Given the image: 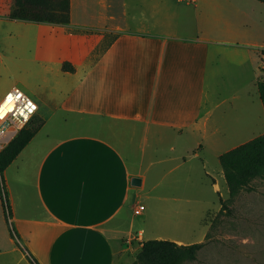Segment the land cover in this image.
Here are the masks:
<instances>
[{"label":"crops","instance_id":"obj_1","mask_svg":"<svg viewBox=\"0 0 264 264\" xmlns=\"http://www.w3.org/2000/svg\"><path fill=\"white\" fill-rule=\"evenodd\" d=\"M79 1L71 0L69 26L3 18L12 36L22 38L12 46L30 66L21 87L37 102L43 122L3 173L10 223L37 264H115L120 246L104 226L130 195H141L133 178L144 186L147 174H160L150 192L166 181L165 190H182L207 178L217 194L221 179L226 185L224 171L206 168L205 151L224 149L231 133L243 134V118L264 121L257 86L264 44L253 41L246 15L223 14L226 0L187 2L201 24L190 34L174 30L156 1L148 12L151 0L137 2V16L127 9L128 0L123 8L116 0L117 12L135 24L117 29L109 27L114 16L102 18L101 7L95 22L77 20ZM104 4L108 12L112 6ZM105 33L118 37L101 52ZM227 116L239 125L232 131ZM52 124L77 131L54 137ZM164 165L167 171H159ZM2 215L6 223L3 208ZM5 228L11 251L18 253ZM20 261L32 264L25 255Z\"/></svg>","mask_w":264,"mask_h":264},{"label":"rangeland","instance_id":"obj_2","mask_svg":"<svg viewBox=\"0 0 264 264\" xmlns=\"http://www.w3.org/2000/svg\"><path fill=\"white\" fill-rule=\"evenodd\" d=\"M107 1L112 6L108 12L104 4ZM140 1L148 0H128L127 4V9L137 16L140 13L137 2ZM154 1H156L157 10L161 16L165 17L167 13L170 14L174 30L190 34L201 25L196 20L198 17L194 6L189 5V2L188 4L186 1L178 3L177 0H151V4L146 5L144 10L147 12L153 10ZM79 2L75 8V14H77L75 18L79 21L94 20L95 22L99 19L101 7L102 18H107L108 15L115 17L109 19V27L114 29L119 26L135 27V24L129 21L131 19H126L117 12L120 9L117 10L116 0H80ZM121 3L122 0H120ZM11 5L12 0H0V18H7L6 15ZM222 12L232 18H239L238 14L241 13L250 18L252 23L250 35L253 41L264 44V5L262 3L258 0H226ZM9 24V21L0 20V102L14 86L22 89V80L30 73V66L25 63L26 55L20 51H13L12 46L20 43L22 38L12 36ZM253 51L255 53V49ZM259 64L262 70L261 79L264 81V63ZM257 65V56L254 54L251 65L253 76ZM250 75L248 72L247 78ZM223 88L228 89L225 86ZM228 109V105L222 108L225 112ZM226 121L230 124L231 131L238 125L232 116H227ZM241 122L245 127L243 134L231 133L230 140L221 146L224 149L205 151L208 170L216 168L222 170L216 157L217 153L224 154L228 148L237 147L245 141L248 142L264 135V121L258 122L247 117ZM42 123V120L35 116L27 127H38ZM48 130L54 137H63L75 133L77 128H57L56 124H52ZM217 137H222V135ZM168 168L164 165L158 170L167 171ZM147 177L144 186L134 187L138 188L135 190L142 192L141 195H130L126 207L104 226L106 232L116 239L120 246L115 264H133L137 260L142 244L148 240H178L185 245L204 244L197 260L186 264H264L263 180L253 181L238 196L231 198L227 184L224 185L222 179L220 183L218 182V193L215 194L207 178L203 182L199 180V182L189 184L188 188L184 186L182 190L169 188L165 190V187L169 185L166 181L156 192H150L159 180L160 174H153L152 171L151 174H147ZM0 198L3 205H0V251L7 253L0 257V264H25L20 261L21 255H25L31 262L32 258L26 254L25 244L18 245V253L11 251L13 246L6 234L5 225L6 227L8 225L10 236L12 228L8 223V213L1 188ZM2 208L6 223L3 222ZM13 239L17 240L14 237Z\"/></svg>","mask_w":264,"mask_h":264},{"label":"trees","instance_id":"obj_3","mask_svg":"<svg viewBox=\"0 0 264 264\" xmlns=\"http://www.w3.org/2000/svg\"><path fill=\"white\" fill-rule=\"evenodd\" d=\"M264 4V0H258ZM12 21L37 24L69 26L71 23V0H13L6 15ZM118 35L105 33V42L100 48L104 51ZM264 56V50L261 51ZM65 71L72 69L64 66ZM258 91L264 105V81H259ZM38 127H25L16 138L0 153V188L4 195L8 213V223L12 219V209L4 185L3 173L37 135ZM224 171L231 198L238 196L253 181H264V135L250 140L219 158ZM12 235L20 245L16 228L10 223ZM204 244L179 245L169 240H148L142 244L137 260L133 264H186L197 260ZM32 264H37L31 259Z\"/></svg>","mask_w":264,"mask_h":264},{"label":"built area","instance_id":"obj_4","mask_svg":"<svg viewBox=\"0 0 264 264\" xmlns=\"http://www.w3.org/2000/svg\"><path fill=\"white\" fill-rule=\"evenodd\" d=\"M195 4L196 0H181ZM39 106L22 89L13 88L0 102V153L37 115Z\"/></svg>","mask_w":264,"mask_h":264},{"label":"water","instance_id":"obj_5","mask_svg":"<svg viewBox=\"0 0 264 264\" xmlns=\"http://www.w3.org/2000/svg\"><path fill=\"white\" fill-rule=\"evenodd\" d=\"M132 186L133 187H141L142 186V179L141 178H133L132 179Z\"/></svg>","mask_w":264,"mask_h":264}]
</instances>
